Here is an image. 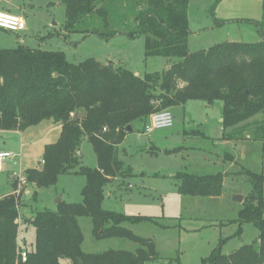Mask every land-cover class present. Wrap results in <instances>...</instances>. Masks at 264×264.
Segmentation results:
<instances>
[{
    "label": "trees",
    "instance_id": "obj_1",
    "mask_svg": "<svg viewBox=\"0 0 264 264\" xmlns=\"http://www.w3.org/2000/svg\"><path fill=\"white\" fill-rule=\"evenodd\" d=\"M68 33L96 34L109 39L131 21L130 38H145V57L175 60L162 73L138 77L127 70L110 69L89 59L72 64L61 52L24 47L0 49V132H23L41 122L60 126L59 138L43 148L39 167L24 172L37 190L54 186L65 174L85 177L82 203L61 202L56 212L37 211L25 220L34 229L31 247L18 239V200L0 199V264H145L158 259L151 240L132 234L125 224L153 223V218L125 216L102 208L106 185L129 174L118 160L117 146L135 122L189 101L223 104V139L232 140L238 127L264 114V35L258 43H223L189 53L187 42L189 0H62ZM106 30V31H105ZM82 113V119L76 117ZM256 138L264 140V123ZM248 128V127H247ZM239 130V128H238ZM242 130V129H241ZM229 133H226L228 132ZM262 135V136H260ZM83 139L97 158L94 169L78 158ZM251 194L242 203L238 222L258 231V246L244 245L229 255L220 247L200 264H264V178L247 172ZM180 194L219 197L222 176L181 173ZM89 218L97 239L120 238L135 242L134 252L84 253L78 219ZM24 251L26 260L19 259Z\"/></svg>",
    "mask_w": 264,
    "mask_h": 264
},
{
    "label": "rangeland",
    "instance_id": "obj_2",
    "mask_svg": "<svg viewBox=\"0 0 264 264\" xmlns=\"http://www.w3.org/2000/svg\"><path fill=\"white\" fill-rule=\"evenodd\" d=\"M0 11L19 15L25 23V30L19 33L0 30V49L24 47L61 52L72 64L93 59L138 77L162 73L176 62L162 57L146 58L145 38L128 36L134 28L131 21L120 29L111 25L107 31L118 33L109 39L66 32L62 0H0ZM188 29L189 53L223 43H258L264 35V0H189ZM222 108L220 101L210 105L189 101L170 110L172 127L146 134L144 126L148 121L135 122L132 131L117 146L118 160L129 174L117 176L106 185L102 208L125 216L153 218V223L125 224L135 236L153 242L158 259L145 264H200L218 246L223 255L244 245L258 246L257 229L252 224H240L238 217L242 203L252 191L247 172L264 178V140L256 138L264 114L242 124L233 139L226 140L221 127ZM82 115L80 112L76 117L82 119ZM52 126L41 122L23 132H0V150L14 155L13 160L4 163L0 187L8 176L39 167L44 146L59 138L60 131L45 136ZM77 156L83 167H97L96 155L87 139L82 140ZM181 173L221 175V196L180 194L176 176ZM85 185V177L65 174L57 178L54 186L37 190L35 197L31 185H22L20 193L14 196L20 218L18 236L20 240L25 236L24 248L34 238V229L24 217L30 220L37 211L56 212L58 200L66 204L82 203ZM24 189L28 194L23 193ZM262 190L264 196V184ZM240 196L241 203L234 200ZM78 224L84 253L134 252L138 248L128 239H97L89 218H79ZM61 264L70 262L64 259Z\"/></svg>",
    "mask_w": 264,
    "mask_h": 264
},
{
    "label": "built area",
    "instance_id": "obj_3",
    "mask_svg": "<svg viewBox=\"0 0 264 264\" xmlns=\"http://www.w3.org/2000/svg\"><path fill=\"white\" fill-rule=\"evenodd\" d=\"M0 30H5L10 33H19L25 30V23L19 16L12 15L8 12L0 11ZM173 116L169 110H163L152 114L148 118V123L144 126V133L148 134L154 130L167 129L172 127ZM14 155L11 152H0V174L3 172L4 163L8 160H13ZM17 180L18 189L15 193L19 194L22 185L26 183L24 176L20 174L15 175ZM19 219H17L18 223ZM19 259L24 262L26 260V254L24 251L18 253Z\"/></svg>",
    "mask_w": 264,
    "mask_h": 264
},
{
    "label": "crops",
    "instance_id": "obj_4",
    "mask_svg": "<svg viewBox=\"0 0 264 264\" xmlns=\"http://www.w3.org/2000/svg\"><path fill=\"white\" fill-rule=\"evenodd\" d=\"M16 16H19V15H16ZM20 17V16H19ZM22 18V17H21ZM148 121V120H147ZM47 123H50V122H47ZM51 124V123H50ZM53 125V124H52ZM52 131H60V126H56V125H53L52 126V128H49L48 129V131H47V133L45 134V136H47V134L49 133V132H52ZM16 132H19V131H16ZM60 133V132H59ZM44 136V137H45ZM0 152H9V151H5V150H0ZM80 154V153H79ZM41 160V159H40ZM38 165H39V162H38ZM24 172L25 171H23V172H21L20 173V175H22V177L24 176ZM4 173V169H3V172L0 174V175H2ZM4 185L2 186V187H0V199H2V198H4V197H6V196H10V195H14L15 194V192H16V190H17V188H18V184H17V180H16V178L14 177V175L13 176H8V178H7V182H5V183H3ZM26 185H27V182L25 183ZM32 189H33V191H34V188L33 187H31ZM24 194H28V191L26 190V189H24V192H23ZM60 202L61 201H57L55 204L58 206L59 204H60ZM33 215V214H32ZM20 219V218H19ZM24 220H28V219H26L25 217H24ZM29 227H31V226H29ZM24 232V231H23ZM24 238H25V236H22V238H21V240H20V237L18 236V239H17V241H18V243H19V245L20 246H23L24 245ZM33 242H34V238H33ZM33 242H32V244H33ZM32 244L29 246V247H31L32 246ZM23 251V250H22Z\"/></svg>",
    "mask_w": 264,
    "mask_h": 264
},
{
    "label": "water",
    "instance_id": "obj_5",
    "mask_svg": "<svg viewBox=\"0 0 264 264\" xmlns=\"http://www.w3.org/2000/svg\"><path fill=\"white\" fill-rule=\"evenodd\" d=\"M109 68L112 69V66H109ZM131 131H132L131 127L128 126V127H127V132H131ZM104 196H106V194H104ZM234 200L237 201V202H240V203H241L242 200H243V197L240 196V197H238V198H235ZM59 201H60V200H59Z\"/></svg>",
    "mask_w": 264,
    "mask_h": 264
}]
</instances>
